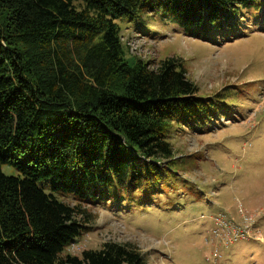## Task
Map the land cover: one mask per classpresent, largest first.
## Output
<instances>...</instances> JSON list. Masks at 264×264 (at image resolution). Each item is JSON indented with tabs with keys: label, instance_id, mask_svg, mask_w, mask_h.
I'll list each match as a JSON object with an SVG mask.
<instances>
[{
	"label": "trees",
	"instance_id": "trees-1",
	"mask_svg": "<svg viewBox=\"0 0 264 264\" xmlns=\"http://www.w3.org/2000/svg\"><path fill=\"white\" fill-rule=\"evenodd\" d=\"M263 4L0 0V264H145L115 242L62 255L85 229L78 204L121 207L129 192L164 180L173 129L207 123L215 104L176 59L150 67L126 57L122 27L147 30L158 18L215 41Z\"/></svg>",
	"mask_w": 264,
	"mask_h": 264
},
{
	"label": "rangeland",
	"instance_id": "rangeland-1",
	"mask_svg": "<svg viewBox=\"0 0 264 264\" xmlns=\"http://www.w3.org/2000/svg\"><path fill=\"white\" fill-rule=\"evenodd\" d=\"M262 8L240 32L215 41L158 18L147 30L122 27L126 57L150 67L176 59L198 94L213 100L215 116L173 129L170 172L126 194L121 207L58 196L80 205L76 219L85 221L62 255L115 242L137 249L145 264H264Z\"/></svg>",
	"mask_w": 264,
	"mask_h": 264
}]
</instances>
